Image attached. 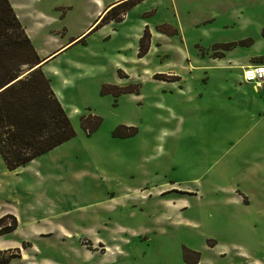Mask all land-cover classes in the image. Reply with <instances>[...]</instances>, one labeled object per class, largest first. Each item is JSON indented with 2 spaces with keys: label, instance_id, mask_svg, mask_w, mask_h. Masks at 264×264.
Instances as JSON below:
<instances>
[{
  "label": "rangeland",
  "instance_id": "374dc122",
  "mask_svg": "<svg viewBox=\"0 0 264 264\" xmlns=\"http://www.w3.org/2000/svg\"><path fill=\"white\" fill-rule=\"evenodd\" d=\"M123 1L105 15L121 19L99 21ZM127 1L24 6L36 52L65 44L40 67L56 88L69 80L59 102L76 134L18 174L0 170L3 186L20 179L21 222L0 236V261L187 264V248L196 264H264V87L233 66L264 63V0ZM88 115L101 118L91 133Z\"/></svg>",
  "mask_w": 264,
  "mask_h": 264
},
{
  "label": "trees",
  "instance_id": "16d2710c",
  "mask_svg": "<svg viewBox=\"0 0 264 264\" xmlns=\"http://www.w3.org/2000/svg\"><path fill=\"white\" fill-rule=\"evenodd\" d=\"M129 1L134 0L127 2ZM121 3L125 1L113 3L115 5L99 21L121 19L117 16L123 13L124 9L121 13L106 17ZM260 33L264 37V26ZM251 44L252 39L246 38L217 43L213 48L229 50L235 45ZM147 49L148 33L145 29L139 37V55H143ZM222 56L223 54L219 57ZM45 59H41L37 54L9 0H0V157L8 170L25 165L76 134L50 86L49 79L41 70L40 65ZM23 66L27 69L23 70ZM90 119H93L94 123H91ZM83 120L85 121H81V126L87 133L97 129L101 122L98 115H88L83 117ZM112 134L122 135L117 133L116 129ZM6 217L11 218V223L8 226L1 225L0 235L12 231L17 226L16 218L11 214L1 216L0 224ZM182 252L187 264L198 262L197 252L187 248H183ZM16 255L12 254L14 257ZM6 263L7 261H0V264Z\"/></svg>",
  "mask_w": 264,
  "mask_h": 264
},
{
  "label": "crops",
  "instance_id": "0c3cea01",
  "mask_svg": "<svg viewBox=\"0 0 264 264\" xmlns=\"http://www.w3.org/2000/svg\"><path fill=\"white\" fill-rule=\"evenodd\" d=\"M29 1H32V0H9V2H10V4H11V6H12V8H13V10H14V12H15V14H16V16H17V18L19 19V21H20V23L22 24V26L24 27V30H25V32H26V34H27V36L29 37V39L31 40V42H32V39H31V37H30V34L28 33V30H27V27H26V24L23 22V19H22V12H23V10H24V6H26V5H28V2ZM120 0H112L111 2H109L108 4H104L103 2H101L100 0H95V6H96V12L97 13H99L100 11H101V13L105 10V9H107L108 7H110L113 3H116V2H119ZM100 13V14H101ZM99 14V15H100ZM55 41H56V38H54V40H52L51 42H49V44H48V46L46 47V48H44V49H37V53H38V55H39V57L42 59H44V58H46L47 60L44 62V63H42L41 64V67H42V69H44V66L50 61V60H52L53 58H50V59H48L52 54H54L56 51H58L60 48H62L65 44H63V45H60V44H58V43H55ZM61 53V52H60ZM60 53H58L57 55H59ZM56 55V56H57ZM55 56V57H56ZM249 56V55H248ZM224 57H226V55L225 56H223V59H224ZM236 61V64H233V66L234 67H238L239 69H241L243 66H245V65H249V64H254V63H245L246 62V60L245 61H240V60H238V59H235ZM54 71H55V69L53 70V71H50V72H52V74H54ZM49 81H50V79H49ZM68 83H69V80L67 79V78H60V81H59V86L56 88L53 84H52V81H50V84H51V87H52V90H53V92L55 93V95H56V97L58 98V100L61 102V93H62V91L63 90H65L66 89V87L68 86ZM264 87V81L262 82V87L261 88H263ZM62 144V143H61ZM59 146V145H58ZM57 147V146H56ZM56 147H54V148H56ZM53 148V149H54ZM53 149H51V150H53ZM51 150H49V151H51ZM48 151V152H49ZM37 158V157H36ZM35 159V158H34ZM33 159V160H34ZM33 160H31V161H33ZM31 161H29V162H31ZM28 162V163H29ZM28 163H26L25 165H23V166H19V167H17L16 169H14V170H8L6 167H5V165H4V163H3V161H2V159H1V157H0V170L2 171V172H8V173H14V174H18L19 173V171L21 170V169H23L24 167H26V165L28 164ZM65 164V160H62V161H57L56 163H54V167L55 168H57L58 170H60V169H62V166ZM3 165V166H2ZM75 174V173H74ZM62 174L59 172L57 175H55V179L57 180V181H62ZM59 178V179H58ZM72 178H75V176H72ZM20 182V179H15V181H14V184H7L6 183V186H3V184H1L0 183V193H2L3 194V196H4V199H5V201L8 203V206H4V208H0V216L1 215H4V214H12L13 216H15V218H16V221H17V226H16V228L15 229H13L12 231H9V232H7V233H4L5 235H0V236H6V235H9V234H11V233H13V232H15L19 227H20V224H21V222L19 221L20 219H19V212L20 211H18L17 209H16V207H14V205L13 204H16V203H14L13 202V200H17V198L19 199V195H18V192H17V187H18V183ZM8 186V187H7ZM22 198V197H21ZM23 200H24V198H23ZM26 202V201H25ZM13 205V207H11V206H9V205H11V204ZM28 203L26 202V208L28 209V205H27ZM33 230H35L36 228H32ZM62 231L63 232H66L65 230H62V228H60V232L62 233ZM34 233V232H33ZM10 241H12V242H14L15 244V246H17L18 245V241H15V240H10Z\"/></svg>",
  "mask_w": 264,
  "mask_h": 264
},
{
  "label": "built area",
  "instance_id": "2783aa9c",
  "mask_svg": "<svg viewBox=\"0 0 264 264\" xmlns=\"http://www.w3.org/2000/svg\"><path fill=\"white\" fill-rule=\"evenodd\" d=\"M241 70L243 82L261 86L264 81V63L245 65Z\"/></svg>",
  "mask_w": 264,
  "mask_h": 264
},
{
  "label": "bare ground",
  "instance_id": "6f19581e",
  "mask_svg": "<svg viewBox=\"0 0 264 264\" xmlns=\"http://www.w3.org/2000/svg\"><path fill=\"white\" fill-rule=\"evenodd\" d=\"M116 79V78H115Z\"/></svg>",
  "mask_w": 264,
  "mask_h": 264
}]
</instances>
